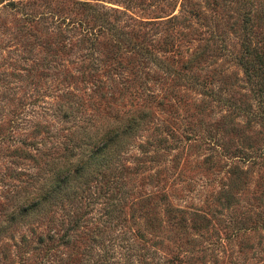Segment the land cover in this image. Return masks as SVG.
I'll return each mask as SVG.
<instances>
[{
    "label": "rangeland",
    "instance_id": "obj_1",
    "mask_svg": "<svg viewBox=\"0 0 264 264\" xmlns=\"http://www.w3.org/2000/svg\"><path fill=\"white\" fill-rule=\"evenodd\" d=\"M131 116L115 224H100L98 177L38 220L9 219L14 168L36 170L20 140L88 141ZM32 228L55 238L23 241ZM94 261L264 264V0H0V264Z\"/></svg>",
    "mask_w": 264,
    "mask_h": 264
},
{
    "label": "trees",
    "instance_id": "obj_2",
    "mask_svg": "<svg viewBox=\"0 0 264 264\" xmlns=\"http://www.w3.org/2000/svg\"><path fill=\"white\" fill-rule=\"evenodd\" d=\"M246 49L249 50L248 45H246ZM257 69L260 70L258 67ZM65 93H71V91L66 90ZM65 96L69 95L65 94ZM73 109L75 108L67 105L62 115L71 117L73 125L84 131L86 124L76 121L77 113L72 114ZM136 124L137 118L131 116L122 124L108 128L103 133H95L88 141L69 139L71 143L65 144V141L55 136V133H49L48 128L45 130L47 132L45 136H39V132L33 131L29 141L20 140L21 145L15 148L16 154L32 160L29 168L36 170L28 173L25 177H19L17 170L20 169L14 168L15 178H19V181L13 185V195L16 199L11 203L9 219L12 221L30 217L38 220L40 216L45 215L44 213L48 214L53 211L54 207H62L67 199L81 196L87 180L90 177H98L97 182H99L98 187L101 193V196H98L107 201L105 219L100 224L109 229L119 218L121 200L127 192L121 177L124 164L121 161L119 144L124 135ZM42 126L44 125L42 124ZM39 131L41 130L39 129ZM74 132L75 130L72 133ZM23 145L27 146L23 148ZM59 147L61 152L58 150ZM75 149L79 151L75 152ZM83 183L84 186H82ZM172 211L180 215L181 219L179 207H173ZM82 218V214L72 217L69 220L70 230L60 234L57 239L62 243H68L83 226L84 219ZM100 228L99 225H95L94 229L97 232L92 237L94 241H97V238L103 233ZM31 234L35 236L22 234L21 239L27 240L28 243L35 239L36 243L40 244L45 240L55 238L48 229L37 231L32 228ZM106 253V250L102 248V252H98L97 257L106 260ZM102 255L105 257H100ZM101 263L104 262H93V264Z\"/></svg>",
    "mask_w": 264,
    "mask_h": 264
}]
</instances>
